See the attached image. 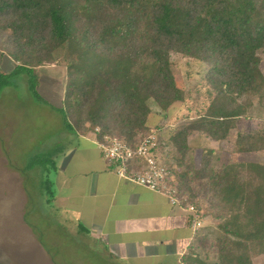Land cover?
Returning a JSON list of instances; mask_svg holds the SVG:
<instances>
[{"label":"trees","instance_id":"16d2710c","mask_svg":"<svg viewBox=\"0 0 264 264\" xmlns=\"http://www.w3.org/2000/svg\"><path fill=\"white\" fill-rule=\"evenodd\" d=\"M0 33L2 47L18 62L13 73L27 74L34 90L37 69L57 61V51L72 49L59 107L66 126L82 134L87 124L90 131L100 127L99 137L118 135L134 147L143 135L157 132L149 125L152 104L167 113L187 98L174 76L172 53L208 65L214 95L166 143L180 154L172 169H182L180 191L188 193L197 213L203 192L220 220L213 259L193 251L184 261L254 264V256L264 253V163L214 168L204 162L194 169L187 158L190 133L201 131L217 142L233 138L244 107L264 92V0H0ZM4 76L0 88L9 83ZM234 140L239 153L264 151L263 129L238 133ZM37 156L26 167L37 164L46 178L43 172L55 162H37ZM192 170L195 179H205L197 186Z\"/></svg>","mask_w":264,"mask_h":264},{"label":"rangeland","instance_id":"374dc122","mask_svg":"<svg viewBox=\"0 0 264 264\" xmlns=\"http://www.w3.org/2000/svg\"><path fill=\"white\" fill-rule=\"evenodd\" d=\"M1 41H3V38L0 33V73L6 75L4 79L7 77L9 81L7 85L0 88V172L2 171V165L8 167L7 177H1V179L7 180L8 187L9 185L12 187L15 185L16 175L22 177L23 182L27 181L29 192L34 201L31 202V205L35 208L34 210H38L39 215L36 218L39 223L37 228L41 231L40 235L44 244L49 246L51 244V253H53V256L55 255L58 263L80 264L81 247L79 246V241L74 240L73 237L75 236L61 222L58 228H54V221L52 219L50 221L47 218V213L41 210L38 202L35 201L41 190V192L44 191L45 193L47 191L53 192L54 188L51 181L49 178H43L42 167L37 164L31 168L26 167L28 160L35 155H38L36 158L37 162L46 160L50 162L57 161L59 156L58 145L63 146L68 140L69 132H72L66 126L63 112L59 107L63 103L61 99L63 95L61 94L65 92L68 81L67 61L72 60L75 57V53L72 52V49L65 52L64 50L57 51V61L46 63L39 67L37 75L40 81L34 90L29 84L27 74L21 72L13 73L18 62L13 59L5 47H2ZM171 59L173 73L178 86L187 92V98L184 102L178 101L174 103L167 113L152 104L149 122L151 132H153V129L154 131L156 130L157 138L162 139L158 145L157 153L164 157L165 161L173 169L174 162H176L180 154L176 150L170 149L169 145L166 144L168 138L176 128L196 118L201 110L209 104L214 92L206 78L208 65L186 57L181 53H172ZM261 69L263 72L262 84H264V55H262ZM88 126V124L85 125L80 131L84 133L83 135H95L97 143L98 133L101 132V128L98 127V132L96 129L90 131ZM257 129L264 130V92L256 96L251 104L244 107L238 126L233 130V138L217 142L201 131L190 133L188 142L191 150H189L187 158L193 160L194 169L201 168L204 162L214 168L247 162L264 163V151L239 153L234 147L236 134L247 133ZM103 134L110 137L118 136H112L108 133ZM145 136L147 135H143L140 140ZM22 168L29 173V178L26 173L23 174L20 171ZM181 170V168L177 169V173ZM177 173H173L174 183L179 194L186 198L183 204L195 206L190 201L188 193L180 191ZM191 177L193 178L192 184L194 186H197L198 182L205 180L195 179L194 170L191 171L190 179ZM3 183L4 181L0 182V184ZM198 198L201 200V210L200 213H197L198 210L195 206V214L199 220L202 219L203 221L204 219L205 221H200L202 230L199 233V244L202 246H200L199 250L203 256L209 252L208 258L212 260L215 254L213 245L219 232L217 224L220 220L216 218L217 210L212 202L213 200L209 199V197H204L203 192H200ZM27 219L28 221L34 220L33 213ZM7 220V224L11 225L13 218L8 217ZM14 235L7 233V240L12 246H14V242L11 240L18 241L17 238L13 237ZM70 236H73V239ZM18 242H16V248L0 250V264H34L29 254L30 248H19ZM53 242H56L54 247ZM27 253L28 256H25ZM85 253L88 258V264H96L95 251L87 249ZM254 264H264V253L254 256Z\"/></svg>","mask_w":264,"mask_h":264},{"label":"crops","instance_id":"0c3cea01","mask_svg":"<svg viewBox=\"0 0 264 264\" xmlns=\"http://www.w3.org/2000/svg\"><path fill=\"white\" fill-rule=\"evenodd\" d=\"M67 139L58 145L57 161L43 172L53 192L41 190L35 201L54 221V228L61 222L75 236L70 237L79 241L80 264H88L87 249L95 251L96 264H186L187 254L200 252L202 225H193L198 217L186 204H174L165 195L112 172L95 135L72 131ZM1 169L0 250L16 248L19 241V248H30L32 263L61 264L37 228L39 214L31 205L27 181L15 174V185L8 187L7 180L1 179L7 177L8 167ZM20 171L24 174L23 168ZM32 213L34 220L28 221ZM8 217L13 218L11 225ZM7 233L15 234L14 246Z\"/></svg>","mask_w":264,"mask_h":264},{"label":"built area","instance_id":"2783aa9c","mask_svg":"<svg viewBox=\"0 0 264 264\" xmlns=\"http://www.w3.org/2000/svg\"><path fill=\"white\" fill-rule=\"evenodd\" d=\"M157 140V135L152 133L134 147L119 136L103 134L97 144L110 170L119 177L159 192L174 204H183L186 198L178 192L170 164L157 153ZM188 208L196 213L194 205ZM193 225L200 226V220L195 218Z\"/></svg>","mask_w":264,"mask_h":264}]
</instances>
